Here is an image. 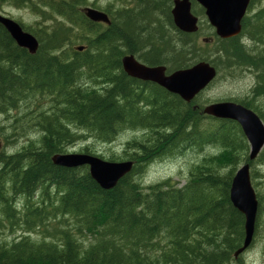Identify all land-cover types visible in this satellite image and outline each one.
I'll return each instance as SVG.
<instances>
[{
  "label": "trees",
  "instance_id": "1",
  "mask_svg": "<svg viewBox=\"0 0 264 264\" xmlns=\"http://www.w3.org/2000/svg\"><path fill=\"white\" fill-rule=\"evenodd\" d=\"M156 1L139 0L132 9L111 11L115 18L108 26L86 17L81 7L86 0H50L51 10L68 23L51 25L44 35L39 28L34 33L40 42L35 54L18 46L0 23V135L5 128L13 131L4 137L7 142L11 135H25L24 123L34 125L39 135V140L15 149L4 148L0 139V227L40 233L0 240V264L235 261L234 253L245 237V217L230 199L235 167L243 157L254 167L252 183L257 184L260 175L249 159L242 128L236 121L206 115L203 105L196 104L199 95L188 103L157 83L129 76L122 57L135 54L148 65H166L168 72L201 60L211 62L218 72L250 69L256 73L253 94L238 102L264 120V112L253 106L264 96V49H250L243 42L244 35L255 43L262 41L264 7L253 17H244L238 36L221 39L215 33L213 42L208 37L215 48L210 59L209 50L195 47L201 26L194 34L178 30L172 5ZM32 7L42 13L40 7ZM62 24L82 27L85 34L77 38L84 44L76 45L71 28ZM165 25L176 29L175 37ZM82 45L85 49L77 50ZM26 103L38 105L34 118L26 117L28 105L14 116L15 122L8 120L9 113ZM209 118L211 122L204 125ZM127 127L146 129L148 136L146 141L127 143V150H134L127 152L128 158L136 165L111 190L102 189L87 166L67 168L52 160L54 153L68 152L71 144L87 135L111 143ZM186 142L213 145L225 150L226 157L205 156L183 186L170 179L148 186L139 183L137 177L150 162ZM108 160L116 161L113 156ZM228 163L233 164L231 169L223 168ZM257 197L262 209L264 193Z\"/></svg>",
  "mask_w": 264,
  "mask_h": 264
},
{
  "label": "water",
  "instance_id": "2",
  "mask_svg": "<svg viewBox=\"0 0 264 264\" xmlns=\"http://www.w3.org/2000/svg\"><path fill=\"white\" fill-rule=\"evenodd\" d=\"M195 1L205 8L208 20L220 38H232L241 33L242 21L251 0ZM192 2L193 0L174 1L173 20L182 32L195 33L199 30V18L192 11ZM83 11L94 22L111 24V19L104 11L93 7H85ZM0 23L20 47L28 49L32 54L38 51V39L24 30L20 23L2 14ZM84 49L85 46H77L79 51ZM122 65L129 76L155 82L188 103L206 89L218 74L217 68L204 60L188 68L176 69L169 74L166 73L165 65H147L134 54L123 56ZM203 112L218 119L238 122L250 145L249 159L254 160L258 157L264 148V121L254 110L235 101H218L204 106ZM52 160L54 164L67 168L88 166L91 177L104 190L113 189L134 166L133 160L109 161L97 155L79 152L56 153ZM230 199L234 207L245 217L244 241L234 253L235 258H238L253 242L259 210L257 193L251 180L250 163L243 164L233 177Z\"/></svg>",
  "mask_w": 264,
  "mask_h": 264
},
{
  "label": "rangeland",
  "instance_id": "3",
  "mask_svg": "<svg viewBox=\"0 0 264 264\" xmlns=\"http://www.w3.org/2000/svg\"><path fill=\"white\" fill-rule=\"evenodd\" d=\"M112 2H114L116 5L108 6ZM119 2H122L121 5ZM124 2L125 1L123 0H99L98 6L100 7L99 9H103L105 7H109L111 9L113 6L115 7L113 9H117L120 8L118 6L127 7ZM49 4L50 0H24V2L21 4L17 3L16 0H0V13L16 20L17 22L22 24L27 31L32 32V34H34L36 31H40L39 28H41V33L42 35H44V33L50 29L51 25L54 26L56 24H60L59 22H67L64 19L58 17L48 6ZM89 4H83L81 5V7L83 8L89 6ZM32 6L40 7L42 13L37 14ZM263 7L264 0H251L250 9L248 11L249 16L253 17ZM192 10L194 14L199 17L201 26L199 35L194 38L195 47L197 51L202 50L205 52V50H209V52L211 53L209 56H212L213 58V52L215 51V48L213 47V44L211 45L208 42L204 41V38L210 37L213 42L212 37H215V29L210 25L205 13L203 12L204 10L199 3L196 4V2H194ZM42 14L45 17H43ZM47 18L49 20H45ZM161 19H165L164 16H162ZM62 25L64 27L71 28V35H73V38L76 39V45L84 44L77 38L85 34V31L82 30V27L78 25H75L74 27L71 24ZM165 27L168 33L171 36L175 37L177 32L176 29L171 28L169 25H165ZM251 41L252 40L248 36H244L243 42L247 45L248 48L251 49V47L253 48V46H257L259 49H264L263 42L255 43L254 41ZM258 44H260L261 46H258ZM209 58L211 59V57ZM216 58L217 57H215V59ZM223 70L219 72L216 80L208 88H206L201 93V95H199L196 104H201L204 107L205 105H208L212 102L224 100L227 101V99L228 101L236 100L235 102H238L243 100L244 98H247L248 95L251 96L250 92L252 91V86L254 88L256 83L255 72L253 73V71H249L246 68H242L234 72H228L229 70L225 69ZM254 104L264 112V96L260 97L257 101H255ZM28 105H31V108L27 110L26 117L29 119L34 118L36 113L40 110L37 108L38 105L36 106L34 104L26 103L23 104L20 110H13L11 113H9L8 120L14 122V116L16 115L17 117L19 114H22L21 112L25 110ZM210 122L211 119L203 120L204 125H207ZM23 126L26 128V131L24 132L25 135H20L18 138L12 137L11 135L9 137V142L5 141L4 137H6L8 134H12L13 131L9 128H5V131L3 132L4 135H0V139L5 144L4 148L10 149L9 147L13 146V149H15L23 146L28 140H39V135L34 125L32 126L31 124L29 127V125H26L24 123ZM119 133L120 134H118L115 140L111 143H103L87 135V137H83L82 139L75 141V143L70 145L67 150L69 152L88 153L85 150L86 147H88L93 151H91V153L102 156L105 159H109L113 156L116 161H125L129 159L127 152L134 151L132 149L127 150V143L133 139L145 140L148 136V132L142 129H139L138 131L133 129H123ZM247 143L249 144L248 140ZM249 151L250 147L248 149V154ZM262 152V159H258L257 157L256 161L254 160L253 164L255 168L260 172V175H258V178L256 180L257 184H255V182L253 181V186L257 194L264 193V148ZM212 154H222L224 157H226L225 150L221 151V149H218L213 145H204L203 147H200L194 142L191 144H189V142L183 143L175 150L166 153V155L164 154L163 157L162 155L157 156L152 162L147 165L145 171L139 176V179L145 186L151 184H159L167 179H170L172 182L178 183L179 186H183L187 181L191 169L196 164L200 163L205 156H209ZM245 163L246 162L242 157V161H240V163H238L235 167V173ZM232 165V163H228L227 165L224 164L223 168L226 167V169H231ZM253 168L254 167H252L251 169ZM7 225H9L8 221ZM24 234H31L32 237H35L40 233H23V230L20 228L18 229L17 227H15L13 231L8 228H4L3 226L0 227V240L11 242ZM240 259L241 260L239 263H235V261L233 260L230 264H264V206L262 209H260L259 207L258 210L254 240L248 250L240 257Z\"/></svg>",
  "mask_w": 264,
  "mask_h": 264
},
{
  "label": "flooded vegetation",
  "instance_id": "4",
  "mask_svg": "<svg viewBox=\"0 0 264 264\" xmlns=\"http://www.w3.org/2000/svg\"><path fill=\"white\" fill-rule=\"evenodd\" d=\"M91 1V2H90ZM123 1H125V2H127V7H129V8H132L133 6L135 7L136 6V3L138 4L139 3V0H123ZM174 1L175 0H157L156 2H157V4L159 3L160 5H167V4H171V5H173L174 4ZM89 2H90V4H89ZM128 2H129V4H128ZM86 3H87V5L89 4V6L88 7H93V8H97V9H99L100 7L98 6L99 5V0H86ZM135 3V4H134ZM126 4V3H125ZM132 4V5H131ZM134 4V5H133ZM111 5H116L114 2H112L111 4H109L108 6H111ZM101 11H105V13H107L109 16H111L110 15V11H111V9L109 8V7H105V8H103V9H100ZM112 10H114V11H116V9H112ZM110 19H111V17H110ZM85 46V45H84ZM135 55V54H134ZM137 57V56H136ZM123 58V57H122ZM138 58V57H137ZM138 60H140L139 58H138ZM141 61V60H140ZM151 66H155V65H151ZM166 66V65H165ZM167 67V66H166ZM166 73L167 74H169L170 72H168L167 70H166ZM142 81V80H141ZM145 82H149V81H145ZM235 259V263H239L240 262V258H234Z\"/></svg>",
  "mask_w": 264,
  "mask_h": 264
},
{
  "label": "bare ground",
  "instance_id": "5",
  "mask_svg": "<svg viewBox=\"0 0 264 264\" xmlns=\"http://www.w3.org/2000/svg\"><path fill=\"white\" fill-rule=\"evenodd\" d=\"M253 1V0H252ZM255 2V1H254ZM120 3V5H121V3L122 2H119ZM126 3V6H127V2H124V4ZM256 3H257V1H256ZM128 4H129V2H128ZM135 4V3H134ZM133 4V5H134ZM130 5V4H129ZM132 5V4H131ZM136 5H137V3H136ZM254 5V4H253ZM118 7H120V8H123V7H121V6H118ZM125 7V6H124ZM130 7V6H129ZM113 8H115L114 6L111 8V11L113 12L114 10H112ZM126 8V7H125ZM133 8H134V6H133ZM124 9V8H123ZM129 9V8H128ZM132 9V8H131ZM110 11V12H111ZM118 11H121L120 9L118 10ZM117 12V11H116ZM113 13H115V12H113ZM112 13V14H113ZM116 14V13H115ZM111 15V14H110ZM115 16V15H114ZM109 17H111V16H109ZM111 18H115V17H113V15H112V17ZM109 26V25H108ZM260 27V26H259ZM264 27V26H263ZM100 29V28H99ZM255 29V28H254ZM260 29V28H259ZM264 29V28H263ZM262 29V30H263ZM101 30V29H100ZM95 31V30H94ZM258 31V30H257ZM101 32V31H100ZM179 32V31H178ZM258 33V32H257ZM264 33V32H263ZM261 35H263V34H261ZM245 36V35H244ZM254 36H256V35H254ZM170 37V36H169ZM38 38V37H37ZM239 38V37H238ZM262 38V37H261ZM264 38V37H263ZM158 39V38H157ZM243 39H244V37H243ZM255 40V39H254ZM163 41V40H162ZM239 41H240V39H239ZM258 41V40H257ZM262 41H264L263 39H262ZM262 41H261V43H262ZM252 42V41H251ZM40 43V42H39ZM240 43H242V42H240ZM264 43V42H263ZM242 44H244V43H242ZM254 44V43H253ZM217 45V44H216ZM249 45V44H248ZM260 44H258V46H259ZM166 46V45H165ZM250 46V45H249ZM261 46V45H260ZM253 47H257V46H253ZM19 48V47H18ZM252 48V47H251ZM261 48V47H260ZM263 48V47H262ZM4 49V48H3ZM65 49V48H64ZM256 49V48H255ZM7 50V49H6ZM63 50V49H62ZM136 50V49H135ZM151 50V49H150ZM258 50H259V48H258ZM177 51H178V49H177ZM3 53V52H2ZM9 54V53H8ZM94 56V55H93ZM136 56V55H135ZM4 57V56H3ZM20 57V56H19ZM139 58H140V56H138ZM142 59V58H141ZM140 59V60H141ZM211 59H212V56H211ZM220 60V59H219ZM221 60H223V59H221ZM220 60V61H221ZM6 61V60H5ZM142 61V60H141ZM145 61V60H144ZM153 65V64H152ZM157 65V64H156ZM42 66V65H41ZM181 69V68H180ZM173 70V69H172ZM222 70V69H221ZM120 71V70H119ZM171 71V70H170ZM220 71V70H219ZM224 71V70H223ZM249 71H251L250 69H249ZM226 72V71H225ZM229 72V71H228ZM104 73V72H103ZM254 73V72H253ZM95 74V73H94ZM256 75V74H255ZM137 80V79H136ZM143 81V80H142ZM23 82V81H22ZM137 82V81H136ZM255 82V81H254ZM139 83V82H138ZM259 83V82H258ZM141 84V83H140ZM68 85V84H67ZM257 86V85H256ZM142 87V86H141ZM255 87V86H254ZM146 88V87H145ZM162 88V87H161ZM155 89V88H154ZM252 89L254 90V88H253V86H252ZM251 89V90H252ZM141 90H142V88H141ZM164 90V89H163ZM140 91V90H139ZM166 91V90H165ZM251 93V92H250ZM264 93V92H263ZM8 94V93H7ZM19 94V93H18ZM253 94V93H252ZM252 94H251V96H252ZM257 94V93H256ZM259 94H262V93H259ZM251 96H250V98H251ZM262 96V95H261ZM245 97H247V96H245ZM248 97H249V95H248ZM253 97H254V95H253ZM253 97H252V99H253ZM249 98V99H250ZM259 98V97H258ZM257 98V99H258ZM240 99V98H239ZM248 99V98H247ZM80 100V99H79ZM244 100H245V98H244ZM11 101V100H10ZM227 101H228V99H227ZM232 101V100H231ZM234 101V100H233ZM236 101V100H235ZM238 101V100H237ZM250 101V100H249ZM249 101H248V103H249ZM253 101V100H252ZM254 103H255V101H254ZM78 105H79V103H78ZM118 105V104H117ZM252 105H253V103H252ZM72 106V105H71ZM253 106H256L255 104L253 105ZM90 109V108H89ZM136 109V108H135ZM258 109V108H257ZM88 111V110H87ZM163 113V112H162ZM167 113V112H166ZM171 113V112H170ZM169 114V113H168ZM160 117V116H159ZM118 118V117H117ZM213 119H214V117H212ZM210 119V118H209ZM212 120V119H211ZM15 122V121H14ZM114 123V122H113ZM31 125V124H30ZM63 126V125H62ZM97 126V125H96ZM30 127V126H29ZM33 128V127H32ZM69 129V128H68ZM127 129H128V127H127ZM144 129V128H143ZM53 130V129H52ZM146 130V129H145ZM138 131V130H137ZM120 134V133H119ZM173 136V135H172ZM172 138V137H171ZM88 140V139H87ZM129 141V140H128ZM142 141H143V139H142ZM146 141V140H145ZM82 142V141H81ZM141 142V141H140ZM11 144V143H10ZM72 145V144H71ZM4 146H5V144H4ZM88 146V145H87ZM20 148V147H19ZM67 148V147H66ZM87 148V147H86ZM30 149V148H29ZM65 150V149H64ZM30 153V152H29ZM60 153V152H59ZM167 153H169V152H167ZM27 154V153H26ZM55 154V153H54ZM164 155V154H163ZM163 155H162V157H163ZM166 155V154H165ZM263 154H261V156H262ZM259 159V158H258ZM262 159V158H261ZM134 161V160H133ZM260 161V160H259ZM136 165V164H135ZM146 167V166H145ZM142 170V169H141ZM144 171H145V169H143ZM144 171H142V172H144ZM255 173V172H254ZM142 174V173H141ZM136 175V174H135ZM138 175H139V173H138ZM137 175V176H138ZM255 175V174H254ZM138 179H139V177H137ZM140 180V179H139ZM139 183H141V180H140V182ZM186 184V183H185ZM182 186V185H181ZM145 187V186H144ZM170 189V188H169ZM128 193H129V191H128ZM11 203H13V202H11ZM15 203V202H14ZM206 219V218H205ZM197 225V224H196ZM216 226V225H215ZM63 249V248H62Z\"/></svg>",
  "mask_w": 264,
  "mask_h": 264
}]
</instances>
